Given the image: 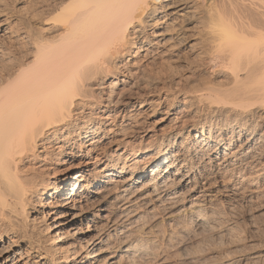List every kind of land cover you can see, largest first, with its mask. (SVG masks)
Segmentation results:
<instances>
[{"label": "bare ground", "instance_id": "6f19581e", "mask_svg": "<svg viewBox=\"0 0 264 264\" xmlns=\"http://www.w3.org/2000/svg\"><path fill=\"white\" fill-rule=\"evenodd\" d=\"M14 2L0 12V264H173L170 246L224 204L264 198V0ZM158 61L168 89L133 92L164 81ZM163 103L183 106L135 120Z\"/></svg>", "mask_w": 264, "mask_h": 264}, {"label": "rangeland", "instance_id": "374dc122", "mask_svg": "<svg viewBox=\"0 0 264 264\" xmlns=\"http://www.w3.org/2000/svg\"><path fill=\"white\" fill-rule=\"evenodd\" d=\"M12 1L13 2H11V0H4L2 4L0 2V12H2V10H4L6 8L5 6H7L8 3H10V2H11V4H9L6 9L13 11V9L16 6V5L13 6V4H16L14 2L16 0H12ZM1 7H3V8H1ZM198 22L200 23L201 20L191 23V26L189 28L190 32L188 34V35L192 36V38L190 39L191 43L192 44L195 43L196 47H198L197 52H199L200 51L199 49L202 47V44H201L202 43V41H201L202 37H200V36H202V34L200 32H201V30H202L201 28L203 26L201 23L199 24ZM185 24H183V25H185ZM3 33L4 32L0 33V41L2 40L1 44L3 43L5 45V47H7L8 46L7 43L8 44L11 43L12 40L8 39V38H10L9 35L7 36V34L5 35ZM1 35H4V36H1ZM185 47L186 46H177V48H176L177 50L175 51V54H174V55L179 54V58L181 59V60L180 59L176 60V58H174V60H173V62H175V64H176V66L179 67L178 72H180L178 74L179 76L178 75L176 76V82L182 80L184 77L186 78L187 76H189L188 69L184 68L185 62H186L185 59L187 56V52L185 51ZM174 55H173V57H174ZM205 56L208 57L206 54H205ZM208 62L209 61H206L207 65H205V67L207 66L206 70L207 69L208 70L206 71L205 67L202 68L206 72L204 71L202 73L203 75H201L200 80H204L203 83L209 82L212 84H216L219 82V80H218L219 78H216V74L219 73L220 69L218 67L216 68L215 66L214 67L209 66L210 62L209 63ZM156 63L150 64V67H148L149 66V64H148L147 68L148 69L150 68L149 70H152V71L154 70V72L156 70V72L158 71L161 74L165 73V74H162L164 81H161L165 84H163L161 82L158 83L157 81H155L149 85L152 88L151 87L149 88L148 85H144V83H143L144 80H141L140 83L135 81L136 83L134 85V89L132 90L133 92H135V90H136V92H138V90H139V92L141 94L144 93L148 98L150 97L149 99H152V98L156 99V95H158V94H156L155 92L158 93V91H161L164 88H166L165 85L166 86L168 85L167 82H168V78H169V77H167L168 72L167 71L162 72L161 71L162 69H159L160 65L158 63H160V62L158 61ZM156 65H157V67H155ZM164 77H166V78H164ZM186 83H185V81H182V82H180V86H182V87L188 86ZM105 85H106V87H105ZM105 85H104V87L101 88V91H103L102 93H104L106 91L103 95L106 98L109 95V93L106 94L107 92H109L108 91L109 90V88H108L109 83H107ZM142 86L143 87L145 86L146 88L145 87L142 88ZM140 87L142 90L140 89ZM168 87L166 89H168ZM177 87H179V86H177ZM106 88H108V89H106ZM116 89L118 90V87ZM145 89H146V92H145ZM148 89H150V90H148ZM181 105L182 104H178V103L173 104L172 109L169 111L171 113H168L169 103H163L162 105H160L156 109L155 113L151 116V118H147V114H151L150 110L152 108L150 104H147L144 108H142L140 110V112H138L136 114L135 120L137 122H141L140 123L141 125L145 124V126H146L147 124H149L152 127L153 125L154 126L156 125L155 123H158L161 119H163L166 116V113L168 116L169 115L174 116V114H176V112H177V109ZM103 146L108 147V143L103 144ZM84 159H85L84 157L83 158L82 157L74 158V161L76 163H78L80 160H84ZM240 203L236 204L234 207H231L227 204H224L226 206L220 205L223 207H220V211H221L220 216L216 217L219 221L216 219L217 220L216 224L213 225V227L207 228L208 231H207V229L206 230L205 229L200 230L201 232L196 231L197 233L195 232V234H194L195 235L194 237H196V238H194L195 240L192 237L193 240L190 238L191 241L188 239V240H185L184 242L179 241L178 243L172 244V246H170V250L167 249L169 251V254L167 251V255H169V257L171 258V262L173 261L172 262L173 264H253L254 262H256L254 264H257L258 262H259L258 264H264V198L252 199L251 201L247 200V201H243V203L242 202H240ZM227 206L230 209H227L228 208ZM224 207H226V208H224ZM233 208H235V209H233ZM233 211H235V212H233ZM224 216H226V217H224ZM39 222H41V221H39ZM43 224L44 223L41 222V223H39L38 226L41 228V226ZM83 231H84L83 233L87 237H90L93 235V234L91 235L90 233H87L85 229ZM175 249H177V250H175ZM170 251H171V253H170ZM106 254H109V252ZM255 257H258V259H257L258 261H254ZM172 258H174V259L172 260ZM259 258H261V259H259ZM251 261H252V263H251Z\"/></svg>", "mask_w": 264, "mask_h": 264}]
</instances>
